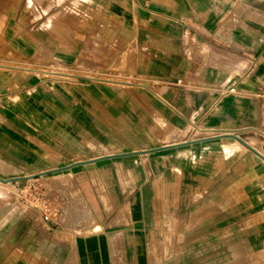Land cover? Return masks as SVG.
<instances>
[{
  "label": "crops",
  "instance_id": "1",
  "mask_svg": "<svg viewBox=\"0 0 264 264\" xmlns=\"http://www.w3.org/2000/svg\"><path fill=\"white\" fill-rule=\"evenodd\" d=\"M36 1L0 0V264H264V0Z\"/></svg>",
  "mask_w": 264,
  "mask_h": 264
},
{
  "label": "built area",
  "instance_id": "2",
  "mask_svg": "<svg viewBox=\"0 0 264 264\" xmlns=\"http://www.w3.org/2000/svg\"><path fill=\"white\" fill-rule=\"evenodd\" d=\"M234 92V87H230L222 91V94H232ZM202 131L197 124L190 122V133L193 136ZM9 195L15 198L21 208L35 211L44 224L54 223L59 216V208L45 198L44 189L35 182L28 181L23 186L17 185L15 191Z\"/></svg>",
  "mask_w": 264,
  "mask_h": 264
},
{
  "label": "rangeland",
  "instance_id": "3",
  "mask_svg": "<svg viewBox=\"0 0 264 264\" xmlns=\"http://www.w3.org/2000/svg\"><path fill=\"white\" fill-rule=\"evenodd\" d=\"M38 1L39 0H37L36 3L40 5L42 3V0H40V3H38ZM33 9H34V6H33ZM37 73H39V72H37Z\"/></svg>",
  "mask_w": 264,
  "mask_h": 264
}]
</instances>
